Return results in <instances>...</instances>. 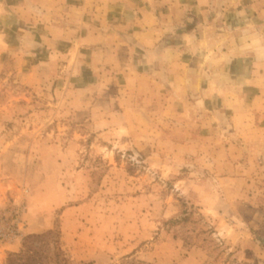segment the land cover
Returning <instances> with one entry per match:
<instances>
[{
	"label": "rangeland",
	"instance_id": "374dc122",
	"mask_svg": "<svg viewBox=\"0 0 264 264\" xmlns=\"http://www.w3.org/2000/svg\"><path fill=\"white\" fill-rule=\"evenodd\" d=\"M85 1L49 18L0 0V188L53 222L0 264H264L262 146L166 113L152 77L140 106L108 89L102 15Z\"/></svg>",
	"mask_w": 264,
	"mask_h": 264
},
{
	"label": "crops",
	"instance_id": "0c3cea01",
	"mask_svg": "<svg viewBox=\"0 0 264 264\" xmlns=\"http://www.w3.org/2000/svg\"><path fill=\"white\" fill-rule=\"evenodd\" d=\"M12 1L8 4L6 0L8 8L19 4L22 11L30 5L50 18L49 13L66 0ZM85 2H96L102 15V29L95 31L102 33V81L108 89L117 88L140 106V96L155 95L152 85L145 92L146 81L152 77L161 91L157 95L163 111L192 114L193 120L189 116L185 121L194 128L210 123L209 128L219 132L234 124L240 136H225L227 142L234 138L243 147L260 144L264 152V41L260 37L264 0ZM15 15L21 14L9 16L15 20ZM122 72L129 74L121 79ZM176 98L186 108H176L171 102ZM215 138L213 133L208 139L215 142ZM10 191L0 188V210L7 205ZM35 214V208H29L26 231L52 225L43 214ZM21 243L18 239L0 246V260Z\"/></svg>",
	"mask_w": 264,
	"mask_h": 264
},
{
	"label": "built area",
	"instance_id": "2783aa9c",
	"mask_svg": "<svg viewBox=\"0 0 264 264\" xmlns=\"http://www.w3.org/2000/svg\"><path fill=\"white\" fill-rule=\"evenodd\" d=\"M27 207L24 201L8 199L0 210V243H12L26 235L28 227Z\"/></svg>",
	"mask_w": 264,
	"mask_h": 264
},
{
	"label": "trees",
	"instance_id": "16d2710c",
	"mask_svg": "<svg viewBox=\"0 0 264 264\" xmlns=\"http://www.w3.org/2000/svg\"><path fill=\"white\" fill-rule=\"evenodd\" d=\"M181 214L182 215H177V216H174L172 219H171V221H173V222H183L184 220H187V219H189L190 218V215L191 214H193V211H190L189 210V207L186 205L184 208H183V210L181 211ZM186 239V238H185ZM16 255H18V254H14L13 256H16ZM13 256H11V257H13ZM14 260V261H13ZM12 260V262L10 263H8V264H21L17 259L15 260V259H13Z\"/></svg>",
	"mask_w": 264,
	"mask_h": 264
}]
</instances>
